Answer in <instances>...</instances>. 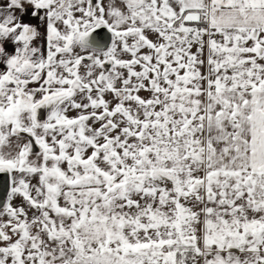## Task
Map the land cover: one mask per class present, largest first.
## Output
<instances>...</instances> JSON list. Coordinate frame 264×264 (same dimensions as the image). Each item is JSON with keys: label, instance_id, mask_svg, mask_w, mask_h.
Instances as JSON below:
<instances>
[{"label": "snow or ice", "instance_id": "snow-or-ice-1", "mask_svg": "<svg viewBox=\"0 0 264 264\" xmlns=\"http://www.w3.org/2000/svg\"><path fill=\"white\" fill-rule=\"evenodd\" d=\"M0 264H264V0H0Z\"/></svg>", "mask_w": 264, "mask_h": 264}]
</instances>
